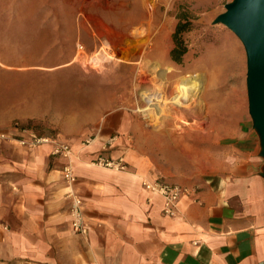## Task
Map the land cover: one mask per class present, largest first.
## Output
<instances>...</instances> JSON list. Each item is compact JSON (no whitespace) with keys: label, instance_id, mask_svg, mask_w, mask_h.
Returning <instances> with one entry per match:
<instances>
[{"label":"crops","instance_id":"1","mask_svg":"<svg viewBox=\"0 0 264 264\" xmlns=\"http://www.w3.org/2000/svg\"><path fill=\"white\" fill-rule=\"evenodd\" d=\"M29 25L48 29L49 36L57 29H90L82 22ZM72 35L74 45L81 42L87 51L96 49L94 33L84 34L82 40L78 33ZM72 61L58 66L59 72H67ZM85 92L80 85L77 94ZM90 93L93 100L86 109L91 113L85 115L83 101L73 108L77 127L89 125L93 135L82 162L74 167L73 184L62 179L65 160L52 156L50 145L31 148L18 143L29 140L28 131L48 135L11 127L19 117L28 123L63 125L69 121L68 112L58 120L53 100L13 97L11 111L1 114L0 133L5 137L0 139V264H264V156L252 119L230 135V149L217 172L197 185L179 183L193 192L182 197L177 213L168 217L163 200L143 191L137 170L115 172L91 165L112 135L117 136L108 151L116 158L120 139H136L140 132L124 103H102ZM60 134L56 136L65 132L61 129ZM72 193L82 201L87 235L71 229Z\"/></svg>","mask_w":264,"mask_h":264},{"label":"rangeland","instance_id":"2","mask_svg":"<svg viewBox=\"0 0 264 264\" xmlns=\"http://www.w3.org/2000/svg\"><path fill=\"white\" fill-rule=\"evenodd\" d=\"M232 1L0 0V116L11 111L10 102L13 97L26 101L42 97L48 101L53 100V105L57 106L53 113L60 120L61 113L68 112L69 119L65 117L68 123H28L25 118L19 117L13 119L11 127H29L39 134L67 141L77 157L73 160L74 171L76 164L82 162L81 154L92 142L93 135L89 125L77 127V121L72 117L76 116L77 111L73 108L83 101L85 115L91 113L86 107L92 102L93 94L90 92L94 91L102 103L106 100L124 103L126 107L123 109L139 123L142 138L124 137L118 146L117 157L126 161V171L132 167L142 177L197 185L220 169L230 149V135L240 123L250 122L251 119L248 113L245 49L230 29L222 23L214 22L218 15L225 12V4ZM179 16L192 24L191 30L183 34L187 53L182 65L173 63L168 55L172 47L171 35ZM33 22H82L88 23L90 29H57L50 31L57 34L49 36L45 35L48 29H28ZM37 33L44 36L37 37ZM73 33H78L80 40L84 34L94 33L96 49L87 51L81 42L74 45ZM101 48L113 59L92 63L93 56ZM70 58L73 61L69 70L59 72L58 66ZM115 58L120 60L115 61ZM158 64V69L170 66L178 76L202 75L208 70L223 71L225 77L213 91L220 98L223 110L220 109L217 114L216 108L209 112L205 109L196 115H181L175 120L171 118L163 121L166 130H161L177 140L176 149H173L171 141L163 143L155 140L149 146L152 151L145 145L146 137L151 134L153 136V132H158L159 128L155 129L153 124H148L135 112L137 93L133 86L138 80L140 67L151 69ZM153 82L159 84L161 81L154 77ZM80 85L86 89L84 95L77 94ZM124 85H127L126 88ZM60 105L62 110L58 109ZM61 129L65 135L60 136ZM57 133L60 135L56 136ZM111 143L105 144L95 158L90 160L92 166L106 169L94 165V161L98 157H111L108 151ZM174 161L179 165L174 164ZM75 182L76 176L74 182L66 183Z\"/></svg>","mask_w":264,"mask_h":264},{"label":"bare ground","instance_id":"3","mask_svg":"<svg viewBox=\"0 0 264 264\" xmlns=\"http://www.w3.org/2000/svg\"><path fill=\"white\" fill-rule=\"evenodd\" d=\"M112 59V56L108 55L104 49L101 48L100 51L93 56L91 62L96 63L97 61H109ZM114 60L118 61L120 59L115 58ZM163 61L164 60H162V62ZM158 67L159 64L154 65L151 69H148L146 66L139 68L138 80L133 86V88H135V92L137 93V106L135 112L140 114L148 124H153L155 129L159 128L158 132H153V136L151 134V136L146 137L145 145L148 149L155 140H158L159 142L162 141L163 143L166 140L171 141L174 147L173 149H176L175 145H177V140H175L173 136L165 134V131L162 132L161 130L163 128L166 130L163 121L170 120L171 118L175 120L181 115H196L203 112L205 109L209 112L210 109L216 108L218 109V111L216 110L218 114L219 110L222 109V104L220 105L221 100L218 96L214 95L213 91L215 90V87L222 82L225 74L221 70L218 72L215 70H208L206 74L202 75L186 74L178 76L173 73V69L170 66H166L163 69H158ZM154 77H158L161 82L159 84H154ZM172 115H174V117H172ZM168 131L169 130H167V132ZM174 136L176 137V135ZM141 138L142 137H140V139ZM138 141L141 140L138 139ZM150 149H152V147ZM160 149L161 148H159V150ZM176 161L173 163L179 165L178 163H175Z\"/></svg>","mask_w":264,"mask_h":264},{"label":"water","instance_id":"4","mask_svg":"<svg viewBox=\"0 0 264 264\" xmlns=\"http://www.w3.org/2000/svg\"><path fill=\"white\" fill-rule=\"evenodd\" d=\"M215 23H222L241 41L246 54L248 112L264 156V0H233Z\"/></svg>","mask_w":264,"mask_h":264},{"label":"built area","instance_id":"5","mask_svg":"<svg viewBox=\"0 0 264 264\" xmlns=\"http://www.w3.org/2000/svg\"><path fill=\"white\" fill-rule=\"evenodd\" d=\"M82 50V47H79ZM29 140H20V145H25L31 148L39 147L41 145L51 146V155L65 160L62 167V179L68 183L75 181L73 171V160L77 159L72 147L65 141L53 139L50 136H39L33 131H28ZM5 135L0 133V139ZM115 137H112L107 143H111ZM106 143V144H107ZM105 147V146H104ZM94 165L112 169L117 172H123L127 169V163L122 157H98L94 161ZM141 187L149 198L160 197L163 200V213L165 216L173 217L177 213V204L179 200L185 195H189L193 190L184 187L179 183L169 182L157 177H142ZM71 199L70 216H71V229L73 233L80 235H87L88 226L84 222L82 215V201L76 194L69 195Z\"/></svg>","mask_w":264,"mask_h":264},{"label":"trees","instance_id":"6","mask_svg":"<svg viewBox=\"0 0 264 264\" xmlns=\"http://www.w3.org/2000/svg\"><path fill=\"white\" fill-rule=\"evenodd\" d=\"M192 24L186 18L178 17V23L176 24L174 31L171 35L172 47L169 50V59L177 64L182 65L183 58L187 53V45L184 41L183 34L190 31ZM29 127H24L23 129H28Z\"/></svg>","mask_w":264,"mask_h":264}]
</instances>
